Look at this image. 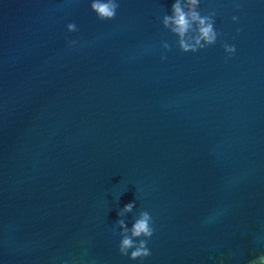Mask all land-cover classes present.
Segmentation results:
<instances>
[{"label": "water", "instance_id": "95a60500", "mask_svg": "<svg viewBox=\"0 0 264 264\" xmlns=\"http://www.w3.org/2000/svg\"><path fill=\"white\" fill-rule=\"evenodd\" d=\"M91 2L0 0V264L264 255V0H200L220 36L196 53L163 27L175 0L105 21ZM140 211L151 255L131 260L117 221Z\"/></svg>", "mask_w": 264, "mask_h": 264}, {"label": "clouds", "instance_id": "9594fccd", "mask_svg": "<svg viewBox=\"0 0 264 264\" xmlns=\"http://www.w3.org/2000/svg\"><path fill=\"white\" fill-rule=\"evenodd\" d=\"M199 3L200 0H175L172 4L171 15L165 14L162 18L163 27L178 38L177 45L181 52L196 53L214 45L220 36V33L214 28L215 11L207 15H201L198 10ZM237 7L239 6L237 5ZM90 8L97 19L101 21L112 20L116 16L119 3L118 0H92ZM231 19L233 22H237L239 18L233 16ZM66 27L70 33L78 31L75 23H69ZM236 31L239 32L240 29H236ZM68 43L69 46H74L77 41L69 40ZM162 47L165 50L170 49V45L167 42H162ZM222 47L229 59L236 52L234 45L224 43ZM160 59L164 61L167 57L161 55ZM134 207V202H130L118 212V215L123 216L125 213L131 212ZM117 225L121 230L122 239L118 250L122 256L129 255L130 249H132L129 256L131 260H143L151 255L147 242L153 236L154 228L149 212L140 211L138 218L135 219L130 229L122 219L117 221ZM250 264H264V255L252 260Z\"/></svg>", "mask_w": 264, "mask_h": 264}]
</instances>
